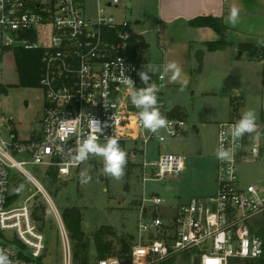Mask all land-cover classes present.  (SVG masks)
Here are the masks:
<instances>
[{"label":"built area","instance_id":"built-area-1","mask_svg":"<svg viewBox=\"0 0 264 264\" xmlns=\"http://www.w3.org/2000/svg\"><path fill=\"white\" fill-rule=\"evenodd\" d=\"M133 0H0V53L6 48L40 50V88L44 99L41 134L22 140L0 114V247L14 264H41L47 250L46 236L34 222L30 205L9 204L12 169L27 176L53 208L43 185L26 165L42 164L69 176L79 169L71 158L91 131L90 121L100 123L99 142L114 136L119 142L139 143L143 161L138 163L143 190L137 196V233L130 258H100L97 264H158L182 252H191L194 264H237L264 256V195L255 183L242 184L239 165L257 160L262 151L258 131L232 140L228 130L237 120L218 124L216 149L234 148L231 162L216 159V192L193 196L180 204H167L157 193H147L145 183L178 177L186 169V156L163 152L166 142L185 136L188 121L166 99V76H152L159 88L158 107L169 126L158 133L145 130L139 110L131 103L129 77L144 87L138 73L144 64L132 58L141 39L128 20L118 22L108 13ZM151 82V81H150ZM149 145L157 158L149 159ZM63 147V151L58 150ZM135 150V149H134ZM19 155L28 159H19ZM171 187V186H170ZM174 189L173 187H171ZM171 189V190H172ZM63 233L64 264H71V245ZM258 246V254L254 248ZM195 251V252H192Z\"/></svg>","mask_w":264,"mask_h":264},{"label":"rangeland","instance_id":"rangeland-1","mask_svg":"<svg viewBox=\"0 0 264 264\" xmlns=\"http://www.w3.org/2000/svg\"><path fill=\"white\" fill-rule=\"evenodd\" d=\"M135 1L111 8L108 13L118 22L125 19L130 21L135 31L148 30L145 37L149 47L147 49L143 43H139V58L143 60H138L145 63L146 68L150 69L152 66L161 68L159 63L163 51L158 44V26L142 19L134 6ZM136 19H140V23ZM231 38L239 49L238 44L241 40L235 35ZM14 50L15 48H9L0 60V82L9 86L8 93H0V114L13 116L17 124V138L27 140L31 139L35 131H40L43 111L42 89L40 86L20 85ZM240 52L241 50L236 51L231 47L226 52L208 54L202 62H197L194 54L191 70L189 69L191 83L166 89L168 105L177 108V114L188 121L190 129L185 136L168 140L162 151L185 155L186 169L178 177L146 182L147 193H157L167 204L173 205L183 203L193 196L206 197L214 194L216 189L214 152L217 145L218 123L232 118L235 105L240 107L241 115L251 108L258 116L256 131L260 135L261 155L255 161L240 163L239 176L242 184H258L264 195V121H262L264 109L259 100V92H255L253 84L242 78L245 70L243 61L246 56L241 57ZM235 55L239 56L242 62L236 64ZM146 60L155 64L148 65ZM234 88L242 90L243 104H240V98L232 100ZM239 118L240 116L236 115L235 120ZM195 125L197 128H194ZM139 148H141L139 143L125 142L123 149L127 153L128 162L125 175L120 180L104 174L101 158H90L71 175H57L55 178L49 173L52 168L35 163L26 165L28 171L35 175L46 189L55 208L27 176L12 169L10 195L15 194L18 187L21 191L12 206L19 207L26 203L30 205L35 224L46 236L47 250L43 259L46 264H64L62 231L66 232L70 241L71 264H77L74 258L76 241L71 237V232L62 217L66 207H77L82 213V228L89 243V264H97L100 259L95 245V235L100 229H105L104 239L112 241L114 255L120 251L123 237L130 241V235L137 233L136 198L143 190L138 169V163L143 161V155L138 151ZM148 150L149 159H156L157 147L149 145ZM18 158L28 159V156L19 155ZM84 168H89L92 176L88 184L80 182L79 173ZM168 186L174 189L168 190ZM260 224V234L264 237V223ZM174 257L173 264H194L190 251L176 254ZM237 264H247V261L240 259Z\"/></svg>","mask_w":264,"mask_h":264},{"label":"crops","instance_id":"crops-1","mask_svg":"<svg viewBox=\"0 0 264 264\" xmlns=\"http://www.w3.org/2000/svg\"><path fill=\"white\" fill-rule=\"evenodd\" d=\"M233 5L239 7L241 10L239 22L235 27L228 22V12ZM134 6H136L137 11L142 16V19H146L158 26V44L163 51V57L160 58L159 66L163 68L168 62L174 61L179 64L182 69L181 76L177 81H173L171 79V73L167 74L166 89L168 87L185 86L191 83L192 76L189 74L191 70L190 65L193 55L199 50L204 51V61L208 54L226 52L231 47H234L236 51H240L235 44H233V39L231 38L233 35L237 36V39L241 40L240 42L245 39H252L255 41L264 40V0H136ZM199 16H214L220 18L228 27L226 35L228 40L232 41V44L223 50H209L205 45V42L219 40L221 39V35L209 26H191L190 21ZM136 21L140 23L141 20L136 19ZM133 31L139 35L141 43H143L145 48L148 49L149 42L145 37V33L148 30L145 29L135 31L133 29ZM8 50L0 53L2 54V58ZM134 51L136 52L134 58L140 59L139 50L134 48ZM239 55L241 57L246 56V59L243 61L245 70L242 74V78L247 80L250 84H253V90L255 92H259V100H261L263 106L262 108L264 109V60L250 59L247 56V52L241 51ZM235 57L236 64L238 62H242L239 56L235 55ZM147 64L153 65L155 62L147 61ZM145 66L146 64L144 63V69ZM158 74L159 73L153 76ZM233 98H240V104L244 103L242 90L239 91L237 88H234L232 100ZM41 99L44 109L43 93ZM234 107L236 108V114L241 116L239 110L240 107L238 108L235 105ZM9 118L10 127L17 134V124L15 123V118L13 116H9ZM42 118L43 111L40 119L41 122ZM194 128H197L196 125ZM40 134L41 126L40 131H35V134L31 136V139L39 137ZM167 189L171 190L172 188L168 186Z\"/></svg>","mask_w":264,"mask_h":264},{"label":"clouds","instance_id":"clouds-1","mask_svg":"<svg viewBox=\"0 0 264 264\" xmlns=\"http://www.w3.org/2000/svg\"><path fill=\"white\" fill-rule=\"evenodd\" d=\"M240 8L233 5L228 12V22L235 27L239 22ZM258 46L264 47V40L257 42ZM159 73V78L164 79L168 73H171V79L177 81L182 73V69L176 62H168L161 69L152 66L150 69L138 73L144 87L136 88L134 81L129 77L125 83L131 91V103L139 110V120L142 127L150 133H158L161 129L167 128L169 122L167 117L162 115L158 107L159 88L152 80V76ZM151 81V82H150ZM183 91V87H181ZM257 113L254 109H247L243 112L235 124L228 130L232 140L242 139L247 134H252L257 130ZM90 133L79 141L74 150H69L72 160L77 164H85L90 158H101L103 162V172L115 180H120L125 175L127 166V153L121 148L120 143L114 136L105 137V142H99L102 132L101 125L96 120L90 121ZM59 151H63L62 146H58ZM215 158L221 162H231L234 158V148H225L222 144L214 152ZM80 182L88 184L92 180L89 168H84L79 173ZM23 186L21 185V188ZM20 189H18L19 191ZM258 246L254 248V254H258ZM0 264H14L8 251L0 247Z\"/></svg>","mask_w":264,"mask_h":264},{"label":"trees","instance_id":"trees-1","mask_svg":"<svg viewBox=\"0 0 264 264\" xmlns=\"http://www.w3.org/2000/svg\"><path fill=\"white\" fill-rule=\"evenodd\" d=\"M190 25L194 27L200 26H209L215 29L220 35L221 39L216 41H207L205 45L208 47L209 50H223L227 48L229 45L232 44V41H229L227 38V31L228 27L223 23V21L214 16H199L190 21ZM258 41L249 40L240 42L239 49L242 52H247V56L250 59H258L264 60V47H260L257 44ZM9 48L4 49V51L8 50ZM3 51V52H4ZM15 60L18 70V75L20 78V85L22 86H40V75H41V56L42 52L40 50H26L23 48H15L14 50ZM135 51L132 50V58L135 57ZM2 59V54H0V60ZM263 77H264V68H263ZM8 92V85H4L0 83V93H7ZM234 104V103H232ZM236 108H233V116L232 119L236 118ZM262 121H264V113L262 115ZM121 148L124 147L125 142H119ZM50 175L54 178L58 175V172L54 169L49 170ZM18 189H20L18 187ZM13 195L8 197L9 204H12L20 195V190ZM63 221L67 228L71 232V237L76 241L74 245V258L77 264H89V243L86 240L85 232L82 228V213L80 209L77 207H66L63 210ZM109 229H107V232ZM105 229H100L95 235V245L98 253L99 258L107 257L110 255H114V246L112 241H107L104 239L103 233ZM134 240V235H130V241L123 237L121 239V249L115 255L129 259L131 253V247ZM175 257H169V259H165L164 261L158 264H173ZM41 264H46L44 260ZM247 264H264V256L247 260Z\"/></svg>","mask_w":264,"mask_h":264},{"label":"water","instance_id":"water-1","mask_svg":"<svg viewBox=\"0 0 264 264\" xmlns=\"http://www.w3.org/2000/svg\"><path fill=\"white\" fill-rule=\"evenodd\" d=\"M203 55H204V51L203 50H199L195 54L197 61H199V62L203 61Z\"/></svg>","mask_w":264,"mask_h":264}]
</instances>
